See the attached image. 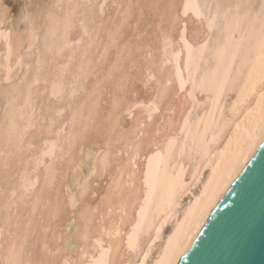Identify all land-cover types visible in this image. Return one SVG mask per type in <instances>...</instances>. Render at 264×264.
Wrapping results in <instances>:
<instances>
[{
	"label": "bare ground",
	"instance_id": "bare-ground-1",
	"mask_svg": "<svg viewBox=\"0 0 264 264\" xmlns=\"http://www.w3.org/2000/svg\"><path fill=\"white\" fill-rule=\"evenodd\" d=\"M107 1L0 34V264H177L261 144L264 0Z\"/></svg>",
	"mask_w": 264,
	"mask_h": 264
},
{
	"label": "water",
	"instance_id": "water-1",
	"mask_svg": "<svg viewBox=\"0 0 264 264\" xmlns=\"http://www.w3.org/2000/svg\"><path fill=\"white\" fill-rule=\"evenodd\" d=\"M177 264H264V146L260 144Z\"/></svg>",
	"mask_w": 264,
	"mask_h": 264
},
{
	"label": "rangeland",
	"instance_id": "rangeland-1",
	"mask_svg": "<svg viewBox=\"0 0 264 264\" xmlns=\"http://www.w3.org/2000/svg\"><path fill=\"white\" fill-rule=\"evenodd\" d=\"M45 1H48V0H0V8L2 7V10L8 9V15H9L8 24L11 22L10 25L5 27L4 29L3 28L0 29V34L1 35L2 34L8 35L11 32H17V33H19L22 36L23 35L26 36V31H27V28H28V26H27L28 22H24L23 19L21 18V15H20L21 8L24 5H26V4L39 5V4H43ZM119 1H120V3L126 2L127 6L124 7V11L123 12H121L119 15L117 14L116 18H114L111 21H109L108 27L106 28V33H109L110 27H114L115 26V23H116V21L118 20L119 17L122 18L123 16L124 17L126 16L127 19L129 20V18L132 15L130 13V11H134V9L137 7V3L139 2V0H119ZM215 1H218L220 4L223 2V4H221L222 6L225 5L226 7H231L232 3L237 1V0H223V1L222 0H215ZM245 1L247 2V0H245ZM259 1L260 0H255L254 5L255 4L258 5ZM108 2H110V0H108L107 3ZM229 4H231V6H229ZM31 11L33 13V17H35V19H37L38 21H40V22L42 21L43 23H46L48 21V16L44 13L45 11H43L42 8L36 9L35 7H33V9H31ZM125 25H126L125 27H127L128 22H126ZM129 30H131V27L129 28ZM45 36H47V34H44L42 36V38H44ZM42 38H41V42H42ZM41 46H43L42 47L43 49L45 48L44 47L45 45H41ZM108 49L110 50V52L114 51L115 47L113 46L112 42L110 44H108ZM120 49H121V53L120 54L123 55L122 45L118 48V50H120ZM116 58H117V54H116ZM15 81L18 82V83H23L24 82L23 79H18L17 76H14L10 80L0 81V90L4 91L5 88H8V86L10 84H12L13 82H15ZM1 113H2V109H0V114ZM0 130H1V128H0ZM84 168H85V166H83V169Z\"/></svg>",
	"mask_w": 264,
	"mask_h": 264
},
{
	"label": "snow or ice",
	"instance_id": "snow-or-ice-1",
	"mask_svg": "<svg viewBox=\"0 0 264 264\" xmlns=\"http://www.w3.org/2000/svg\"><path fill=\"white\" fill-rule=\"evenodd\" d=\"M33 7H35L36 9H39L40 5L26 4L21 8L20 15H21V18L23 19L24 22H28L33 18V13L31 11V9H33ZM99 7H100V10L103 11L104 5H100ZM261 11H262V13H264V6H262ZM7 14H8V10L5 9V15H7ZM186 29H187V26L185 25V30ZM261 51H262L261 60L264 61V38H262V41H261ZM258 131H259V138L261 141V145L264 146V114H262L261 122H260V126L258 128ZM252 135H253V138H255V132H253ZM232 179H234V177ZM129 249L132 252L139 251L140 255L143 256L142 260L137 258L136 264H147V259H148V254H149L148 251L140 250V249H138L137 246H134L131 243L129 244ZM148 249H149V251L151 250L150 245L148 246ZM64 264H70V262L65 261ZM129 264H132L131 260L129 261Z\"/></svg>",
	"mask_w": 264,
	"mask_h": 264
}]
</instances>
